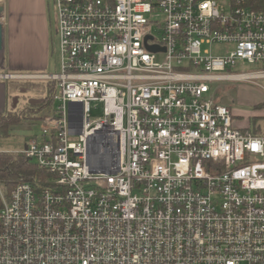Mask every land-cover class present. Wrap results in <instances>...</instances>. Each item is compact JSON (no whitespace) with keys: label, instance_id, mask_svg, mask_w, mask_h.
<instances>
[{"label":"built area","instance_id":"2783aa9c","mask_svg":"<svg viewBox=\"0 0 264 264\" xmlns=\"http://www.w3.org/2000/svg\"><path fill=\"white\" fill-rule=\"evenodd\" d=\"M259 3L53 0L56 70L0 73L57 87L18 152L45 180L0 186V264H264V135L211 91L264 90Z\"/></svg>","mask_w":264,"mask_h":264},{"label":"rangeland","instance_id":"374dc122","mask_svg":"<svg viewBox=\"0 0 264 264\" xmlns=\"http://www.w3.org/2000/svg\"><path fill=\"white\" fill-rule=\"evenodd\" d=\"M3 3V0L0 1ZM43 14L49 36V63L45 69L46 73H52L56 69V39H55V24H56V10L53 0L43 1ZM2 16V15H1ZM219 46L212 48L213 52H217ZM249 64H238L235 71L249 70ZM0 73L24 74L16 72H6L3 66H0ZM44 80L37 79L33 81L25 80L23 78H16L3 80L7 86L9 94L8 105L11 104V96L17 93V87L22 85H29V83H37L36 86H42ZM264 86V80L260 81ZM214 98L217 102L227 106L233 115L235 126L252 135H264V90L254 84L244 81H223L214 82L212 89ZM210 91V92H211ZM26 95H41L37 88L27 92ZM25 100L20 97L18 104L21 105ZM44 111V110H43ZM43 113V112H42ZM102 115V106L100 103H92L89 117L91 119L100 118ZM39 130V122L24 123L21 126L15 127L11 134L6 137H0V152H19L24 148V145L29 141L32 135Z\"/></svg>","mask_w":264,"mask_h":264},{"label":"crops","instance_id":"0c3cea01","mask_svg":"<svg viewBox=\"0 0 264 264\" xmlns=\"http://www.w3.org/2000/svg\"><path fill=\"white\" fill-rule=\"evenodd\" d=\"M43 1L3 0L0 23L3 25V67L6 72L46 73L50 34L43 14ZM8 100L7 86L0 80V111L8 108Z\"/></svg>","mask_w":264,"mask_h":264},{"label":"trees","instance_id":"16d2710c","mask_svg":"<svg viewBox=\"0 0 264 264\" xmlns=\"http://www.w3.org/2000/svg\"><path fill=\"white\" fill-rule=\"evenodd\" d=\"M253 7L263 9L264 3L253 5ZM43 82L42 86L29 83V85L17 87V93L11 96L10 106L0 111V137L9 136L15 127L24 123L39 122L52 113L55 107L53 97L57 91L56 83ZM35 88L41 92V95H26ZM20 97L25 98L21 105L18 104ZM45 177V171L24 159L18 152H0V186L5 193L20 182L35 185L37 180L44 181Z\"/></svg>","mask_w":264,"mask_h":264},{"label":"water","instance_id":"95a60500","mask_svg":"<svg viewBox=\"0 0 264 264\" xmlns=\"http://www.w3.org/2000/svg\"><path fill=\"white\" fill-rule=\"evenodd\" d=\"M3 5L0 4V18L3 14ZM150 50H155V47H148ZM4 50H3V25L0 23V66H3Z\"/></svg>","mask_w":264,"mask_h":264},{"label":"bare ground","instance_id":"6f19581e","mask_svg":"<svg viewBox=\"0 0 264 264\" xmlns=\"http://www.w3.org/2000/svg\"><path fill=\"white\" fill-rule=\"evenodd\" d=\"M0 1H2V0H0Z\"/></svg>","mask_w":264,"mask_h":264}]
</instances>
